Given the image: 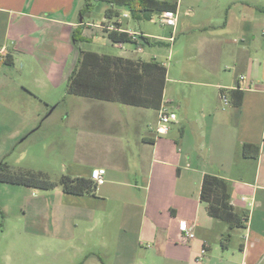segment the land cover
<instances>
[{"label": "crops", "instance_id": "obj_1", "mask_svg": "<svg viewBox=\"0 0 264 264\" xmlns=\"http://www.w3.org/2000/svg\"><path fill=\"white\" fill-rule=\"evenodd\" d=\"M201 1L178 0L170 66L156 53L140 54L148 44L143 38L137 49L120 42L124 51L117 55L156 58L168 67L164 102L177 120L158 135L157 109L78 96L81 108L55 112L76 96L66 94L80 56L75 30L83 27L86 36L93 27L108 37L116 20L122 28L130 25L105 13L100 21L91 20L92 12L82 16L84 0H0V46L12 60L0 59L1 110L11 108V93L24 101L34 97L30 117L26 107L19 112L25 120L17 133L59 123L67 161L62 174L90 177L94 168L106 169L94 195L24 185L37 195L41 225L57 240L76 242L73 250L81 254L89 236H96L97 253L84 264H264V0ZM186 5L200 10L182 16ZM138 32L166 41L170 36ZM237 88L244 91L240 106L230 94ZM245 143L260 145L257 158L244 155ZM53 162L39 170L50 174ZM206 173L231 181V202L248 215L246 226L231 229L209 215L200 198ZM11 185L21 184L0 182V190ZM183 220L193 226L194 238L181 230ZM204 245L208 251L200 260Z\"/></svg>", "mask_w": 264, "mask_h": 264}, {"label": "rangeland", "instance_id": "obj_2", "mask_svg": "<svg viewBox=\"0 0 264 264\" xmlns=\"http://www.w3.org/2000/svg\"><path fill=\"white\" fill-rule=\"evenodd\" d=\"M190 1L193 3L200 2V0ZM203 4L201 5L203 6ZM106 7V3L96 2L92 10L93 17L91 20L100 21L104 16ZM118 9L120 10L119 18L124 21V25H130L137 31L143 29L163 36L171 33L172 27L161 24L158 15H154L149 20L136 21L132 17L127 19L124 16L128 12L125 7H118ZM185 10L198 12L200 8L198 5H194V8L186 5V8L182 9V16H185ZM87 28L86 39L80 40L79 43L82 49L113 54L124 51L116 43L111 42L106 35L97 33L93 27ZM153 41V43L145 45L146 53L140 52V54L149 58L151 54L156 53L159 59L164 60L166 65L170 66L173 63L174 43L170 44L169 41L162 40V38ZM125 47L137 49L136 44L131 42L125 43ZM169 84L174 85V80L172 79ZM73 98L75 99L61 102L56 107L55 112H64L70 106L75 109L81 108L79 102L82 99L78 96ZM8 99H10L8 103L11 108L8 110L4 108L3 111L0 108V163L6 162L15 170L37 171L43 164L48 167V162L52 159L54 162L51 163L49 175L58 181L62 175V167L67 163L63 141L65 139L64 127L59 123L52 124V122L46 121L30 134H18L19 126L25 120L19 113L20 110L26 107L27 114H31L36 109L37 100L32 97L24 101L14 93H11ZM55 112L53 116H55ZM14 137L17 140L11 144V141L15 139ZM10 188L12 189L0 190V203H7L2 208L3 211L0 210V264H84L89 253H97L96 236H89L90 244L85 246L84 252L81 254L73 250L76 242L57 240L56 236L52 235L54 230L46 229L41 225L43 217L40 218L36 213L38 199L36 198L37 195L32 193L33 189L24 185H11ZM199 257L201 260L204 256ZM155 264H161V262L155 261Z\"/></svg>", "mask_w": 264, "mask_h": 264}, {"label": "trees", "instance_id": "obj_3", "mask_svg": "<svg viewBox=\"0 0 264 264\" xmlns=\"http://www.w3.org/2000/svg\"><path fill=\"white\" fill-rule=\"evenodd\" d=\"M96 2L109 4L105 10V16L108 19L118 18L120 11L116 7L125 6L132 19L136 21L152 19L154 15L164 10L177 9L178 6V0H84L81 15L92 12ZM114 25V28L106 30L113 43H137L132 40L127 31L120 29L121 22L116 20ZM82 33L83 27L79 26L73 35L75 44L79 47L80 56L66 82V94L160 109L164 102L168 74V67L163 62L156 58L147 60L82 49L80 40L86 39ZM142 34L141 38L148 44L154 42L152 37ZM5 62H12L10 55L5 57ZM230 94L232 102L240 106L244 91L240 88L232 89ZM259 152V144L245 143L243 146V153L247 157L257 158ZM0 182L42 189H53L60 185L63 191L76 195H94L98 187L91 176H73L64 173L57 181L47 172L15 170L6 162L0 163ZM231 184V181L225 177L206 173L201 185L200 198L206 204L210 216L228 223L233 229L246 226L248 215L235 210L231 202ZM228 237L229 235L223 241L224 247L227 246Z\"/></svg>", "mask_w": 264, "mask_h": 264}, {"label": "built area", "instance_id": "obj_4", "mask_svg": "<svg viewBox=\"0 0 264 264\" xmlns=\"http://www.w3.org/2000/svg\"><path fill=\"white\" fill-rule=\"evenodd\" d=\"M158 18L161 24L170 26L172 28H175L178 22V12L176 9H166L162 11L160 14H158ZM109 29H112L114 27L108 26ZM121 30L127 31L132 40L134 42H137L141 36L142 33L134 30L131 27L127 28H120ZM169 42H173L175 40V36L172 33L168 38ZM119 46H122V43H119ZM8 55L6 46H0V59L5 58ZM222 98L225 102L228 101V97L223 94ZM177 120V113L170 108L169 103L166 101L162 103L160 109L158 110V123L156 126V132L158 135L165 134L169 130V126L172 122ZM105 174L106 169L105 168H94L91 172V178L96 182L97 185L103 184L105 182ZM243 199H247V197L243 196ZM180 228L183 231V233L189 237L194 238L195 232L193 230V226L189 225L186 221H181ZM208 251V248L206 245H204L200 250V256H204Z\"/></svg>", "mask_w": 264, "mask_h": 264}]
</instances>
